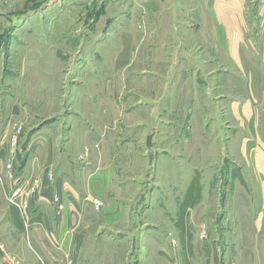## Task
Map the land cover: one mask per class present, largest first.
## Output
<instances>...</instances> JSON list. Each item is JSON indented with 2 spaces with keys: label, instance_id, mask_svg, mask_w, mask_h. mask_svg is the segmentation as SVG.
Segmentation results:
<instances>
[{
  "label": "rangeland",
  "instance_id": "rangeland-1",
  "mask_svg": "<svg viewBox=\"0 0 264 264\" xmlns=\"http://www.w3.org/2000/svg\"><path fill=\"white\" fill-rule=\"evenodd\" d=\"M118 2L0 0V9L3 7L5 14V19L0 21V30H6L5 35L10 33L9 30L21 32L16 38H8L7 35L0 38V45H3L0 51V67L3 65L0 82L5 81L6 84L11 79L15 85L14 90H9L25 98L22 102L27 105L28 116L22 117L25 133H22L23 129L18 130L15 140L21 133L22 140H25L33 128V114L37 113L34 106L43 101L41 95L53 93L59 99L63 94L85 90L89 94L99 93L101 109L104 106L112 109L113 105V109L116 106L122 114L119 120L114 116V111L110 117L105 116L107 118L101 122L103 132L118 125L122 128L131 124L134 127L146 125L147 133L143 136L147 139L149 136L150 151L154 155L158 129L172 120L177 121L176 117L163 119L158 102L163 101L167 105L159 108H174L175 111L183 110L189 103L182 92L170 93V97L166 98L168 101H164L167 82L174 81L176 85L183 82L185 86L193 84L187 81L191 78L188 69L181 70V77L178 73L180 70L173 68L174 65L160 67L157 63L163 60L172 64L177 60L191 63L196 58L205 61L209 54H172V50L160 53L153 43L157 39L164 41L169 38L139 36L133 37L135 49L131 57L128 53H117L123 37L114 36L102 42L103 34L108 30H170L171 27L168 18L154 16L144 20L145 24L140 18H125L117 7ZM7 16L10 21H7ZM149 24L151 29L147 28ZM90 30L95 31L90 33ZM154 39L155 42L152 41ZM170 39L168 42L175 40ZM141 40H144L142 44ZM11 42L15 43L14 46ZM98 43L100 47L96 49L95 44ZM123 61H130V65L126 63V66ZM174 73L178 74L176 78H173ZM158 76L167 81L158 80ZM129 96L130 104L134 106L133 118L125 119L123 116ZM142 102L148 103L144 105V111H140ZM184 119L185 114L180 117L181 126ZM199 120V125L204 124V117H199ZM230 123L233 122L227 123L218 116L219 131L214 130L204 136L203 131L197 129V144L201 149L198 169L189 192H185L187 181L183 186V181L187 180V164L180 161L182 184L176 188L166 174L158 176L156 181L151 162L147 170L143 168L142 178L146 182L143 187L122 191L124 214L119 221L112 225L105 224V200L93 198L102 201L103 205L88 212L81 223V231H87L88 237L93 238L100 230L105 231L100 243L91 252L96 255L100 247V253L107 254L102 264H168L163 257L154 256L164 252L171 264H264V192L255 190L252 167L245 164L246 159L238 154L241 134L234 132L237 129L230 127ZM226 125L230 129H225ZM125 135L122 133L120 139L125 140ZM101 137L107 151L110 154L114 152L112 130ZM181 142L182 147L185 146L186 140ZM10 154L6 163L8 172L13 168V155ZM33 183V180L28 183L27 191H30ZM37 192L31 193V199ZM5 193L4 198L0 197V204L6 207L5 211L0 212V264H46V256L39 251L40 247L30 245L27 234L30 228L21 229L23 225H20V220L27 223L30 219H27L21 207L10 202V193ZM56 201L60 215L65 204L59 202L58 197ZM73 215L78 217L79 213L73 212ZM13 224L20 225H17L18 230H13ZM27 225L31 226L30 223ZM112 236H133L136 239L141 236L143 241L114 244L109 239ZM112 254L120 257L114 260L110 257Z\"/></svg>",
  "mask_w": 264,
  "mask_h": 264
},
{
  "label": "crops",
  "instance_id": "crops-1",
  "mask_svg": "<svg viewBox=\"0 0 264 264\" xmlns=\"http://www.w3.org/2000/svg\"><path fill=\"white\" fill-rule=\"evenodd\" d=\"M179 2L180 7L174 14V0H119L117 7L125 18H140L142 21L154 16L168 18L171 20L170 30H108L102 39L104 42L114 36H122L117 53H128L130 57L135 49V36L169 38L164 41L157 39V42L152 40L160 53L172 50V54H209L205 61L196 58L191 63L183 60H177L175 64L165 60L157 63L160 67L174 65L173 68L180 70V76H183L181 70L188 69L191 78L187 81L193 84L185 86L183 82L178 85L174 81L167 82L164 101L170 93L182 92L189 103L183 110L175 111L174 108H159L167 105L163 101L158 102L160 116L163 119L176 117L177 121L172 120L158 129L154 155L150 151L149 136L148 139L143 136L147 133L146 125L134 127L131 124L124 128L118 125L103 132L102 120L110 117L112 111L118 120L122 114L116 106L113 109V105L112 109L105 106L101 109L99 93L89 94L84 87L82 90L85 92L66 93L59 99L53 93L41 95L43 101L34 106L37 111L33 114L34 126L27 133V138L22 140L26 129L22 117L28 116L27 105L22 102L25 98L9 90L15 85L11 79L6 84L5 81L0 82V197L4 198L5 192L10 193L16 183L41 180L42 190H38L31 199L25 214L31 226L21 220L20 225H23L22 230L30 228L27 232L30 245L40 247L39 251L46 256V264H69V261L73 264H102L107 254L100 253V247L96 255L91 252L100 243L105 231L100 230L96 238L88 237L87 231H81V223L90 210L95 211V197L105 200V224L119 221L124 214L122 191L143 187L146 183L142 178L143 168L147 170L151 162L156 181L158 176L166 174L176 188L182 184L180 161L187 164V180L183 181V186L187 181L185 192H189L198 169L201 149L197 144V129L203 131L204 136L214 130L219 131L218 116L227 123L232 121L229 126L242 135L239 137L238 154L246 159L245 164L252 167L256 192H264V0ZM9 18L7 16V21H10ZM3 19L5 14L1 7L0 21ZM147 28L151 29L150 24ZM9 31V34L6 33L8 38H16L21 33L20 30ZM93 31L90 30V33ZM5 32L0 30V38L6 37ZM170 38L175 40L168 42ZM143 42L141 40V44ZM14 44L11 42V45ZM95 46L98 49L100 44ZM2 48L3 45H0V51ZM123 63L128 66L126 63L130 61ZM177 75L174 73L173 78ZM158 80L167 81L160 76ZM130 101L131 96L128 102L126 100L125 119L133 118L134 106ZM144 105L148 103L142 102L140 111H144ZM42 107L45 109L42 110ZM184 114L182 128L180 117ZM199 117H204V124L199 125ZM229 126L226 125L225 129H230ZM20 129H23L22 133L15 140V133ZM111 130L115 151L110 154L101 136ZM122 133L126 134L125 140L120 139ZM183 139L186 143L182 147ZM10 153L13 155V168L8 172L6 163ZM57 197L65 204L60 215ZM5 209L0 204V212ZM72 211L79 216H74ZM17 225L13 224V230H18ZM140 230H143L142 223ZM109 239L114 244L143 241L141 236L137 239L133 236H112ZM166 255L164 252L154 256H161L163 261L171 264ZM110 257L116 260L120 255L112 254Z\"/></svg>",
  "mask_w": 264,
  "mask_h": 264
},
{
  "label": "built area",
  "instance_id": "built-area-1",
  "mask_svg": "<svg viewBox=\"0 0 264 264\" xmlns=\"http://www.w3.org/2000/svg\"><path fill=\"white\" fill-rule=\"evenodd\" d=\"M15 141V140H14ZM28 183H16L12 191L10 192L9 200L12 204H15L24 211L25 214H27V210L29 208L30 199H31V193L37 192L40 188L41 180L36 179L34 180L33 185L30 187V191H27ZM103 205V202L100 200H94V206L95 208H99ZM60 208H63L60 206ZM69 264H73L72 261H69Z\"/></svg>",
  "mask_w": 264,
  "mask_h": 264
},
{
  "label": "water",
  "instance_id": "water-1",
  "mask_svg": "<svg viewBox=\"0 0 264 264\" xmlns=\"http://www.w3.org/2000/svg\"><path fill=\"white\" fill-rule=\"evenodd\" d=\"M179 7H180V2H179V0H174V5H173V11H174V14L177 13V10H178Z\"/></svg>",
  "mask_w": 264,
  "mask_h": 264
}]
</instances>
